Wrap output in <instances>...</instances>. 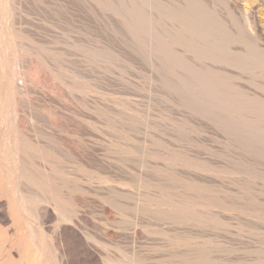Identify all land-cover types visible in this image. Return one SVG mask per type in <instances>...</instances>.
Segmentation results:
<instances>
[{
  "label": "rangeland",
  "instance_id": "1",
  "mask_svg": "<svg viewBox=\"0 0 264 264\" xmlns=\"http://www.w3.org/2000/svg\"><path fill=\"white\" fill-rule=\"evenodd\" d=\"M9 1H10V3H9ZM70 1L71 2H69L68 0H0V56H1L0 57V124H1L0 125V264H28V263L29 264H51V263L52 264H100V263L101 264H108V263L109 264H114V263H116V264H129V263L130 264H132V263L133 264H170L172 262V259H174V262H172L173 264H176V263L177 264H183V263H178L176 261L180 260V262H182L183 260H181V259L185 257L184 261L186 262L190 257L189 255H186L187 254L186 252L188 251V249H192L191 246L193 248L195 247L194 249L197 248V251H194V249H192L193 253L204 252L205 254L210 255L208 257V259L210 258L209 261L210 260H211L210 262L213 261L212 262L213 264L214 263L215 264H223V263L224 264H234V263L235 264H241L242 262H244L245 259H246L245 263L248 260V262L246 264H264V216L262 218V215H264L263 214L264 213V204H263L264 203V180H263L264 179V168H262L264 166V163L262 162V160L258 159V155L255 152V150L251 147H248V148L246 146L243 147L240 142L234 141L233 139H231L228 136V134L226 133V131L223 130L224 128L219 127L217 124L215 125L210 119L205 118L206 119L205 120L202 117H201L202 118L201 119L197 115H194V117H193L192 114H194V113H191L190 110H188L185 106H183L179 99L177 100V98H179L177 96V91H172V90H174L171 87L172 84H168L170 82H173L172 81L173 76L171 75V73H167L166 71L163 72L161 70L159 71V68H158V72H157V69H155L153 67L152 62L150 61L151 64L149 61L147 62V60H149L148 58L145 59L143 57H139L135 53L133 55V52L129 51V47L127 44L128 41H126L127 43H123V42H125L124 40H127V38L124 37L126 35L124 34L125 30H122L123 26L121 24H119L122 26V28H119L120 26L117 25L119 23V22H117V18H116V20H112V21L110 19L109 20L107 19V18H109L110 15L112 16V14L107 12V11H104L107 8V6H106L107 4H106L105 0H103L104 2L102 0H100V1H98V0L97 1H93V0L92 1L91 0L90 1L89 0H87V1L86 0H82V1L81 0H70ZM110 1H112V0H110ZM212 1L214 2V0H212ZM97 2H99V3H97ZM100 2L102 4V6L106 4L105 5L106 8H105V6L104 7L100 6L99 5ZM257 2H258V0H255V1L254 0H220V1L215 0V3H217L218 5L221 6L219 8L221 11L225 12L223 9L226 8L225 10L229 9L234 14V17L237 20V24H238L239 28L243 27V28H240L243 32L245 31L244 28H245V26H247V24H246L245 19H243V17H240V16H244L245 13L248 14L249 12L251 14L253 11L252 10L253 7L258 6L257 8H259V9H256V12L258 13V17L260 19H262V20H260L261 21L260 25L258 24L259 28H261V30H260L261 32L259 33L260 35H258V37L261 40H258V42H259V44L261 42H262L261 44H263L264 43V5H260L258 3L260 5L259 6L258 4H256ZM97 4L99 5V7H97ZM84 10H86V11H84ZM82 11H83V14H82ZM103 11L107 12L106 14L108 16L105 13H104V15H103V13L101 14V12H103ZM100 14L103 16V18L106 15V18L103 19ZM241 14H243V15H241ZM97 16H99L98 19H97ZM112 19H114V18H112ZM242 19L244 20V22ZM114 21L117 22V24ZM240 21H241V23H239ZM100 23H101V25H100ZM112 23L114 24V26ZM243 23H245V25ZM97 25H98V27H97ZM77 28H79V29H77ZM102 29L103 30L105 29L106 31L105 30L103 31ZM118 30H119V32H118ZM114 31H115V33H114ZM113 36L115 39L113 38ZM102 42H103V44H102ZM261 44L259 46V47L262 46L260 48V50L263 48L262 51L264 52V47H263L264 44L263 45H261ZM83 46L85 47V50H84ZM125 46H127V47H125ZM115 47L116 48L118 47V48L116 49ZM81 48H82V51H81ZM237 48L242 49L243 46L239 44V45H237ZM25 49H26V51H25ZM104 49H106V50L104 51ZM109 49H111V50H109ZM113 49H115V50L113 51ZM121 49H122V51H121ZM125 50H126V52H125ZM83 51H86V52H83ZM98 51L101 53H98ZM62 53H64V54H62ZM102 53H104L103 56L101 55ZM127 53L130 55H128ZM42 55H43V57L41 58ZM61 55H62V58H60ZM49 58H51V60ZM54 58H57V59H54ZM58 58H60V60ZM107 58H108V60H107ZM61 59H62V61H61ZM137 59H138V61H137ZM108 62H110V63H108ZM142 62H144V63H142ZM69 63H70V65H69ZM148 63L150 64V66L152 68L149 66ZM92 65H93V67H92ZM96 65H98V66H96ZM106 65L109 66L110 68L107 67ZM146 65H148L150 68ZM115 66H117V67H115ZM55 67H56V69H55ZM66 68L69 71H66ZM76 68H77V70H76ZM125 68H127V69H125ZM154 69H155V71H154ZM58 70L60 71V73ZM220 70L222 71L223 74H225V75L227 74V76L233 75L236 77L240 73V72H238V70L232 69L230 67H226L225 65H224V69H223V66L220 65ZM223 70L227 71V72H223ZM94 71L95 72L97 71V72L95 73ZM21 72H22V74H21ZM71 72H73V73H71ZM87 72H88V74H87ZM98 72H100V73H98ZM161 72H163L164 76H166V75L168 76L170 74L172 77L166 76V77L162 78L163 74L161 75ZM165 73H166V75H165ZM55 74H58V75H55ZM61 74H63V75L61 76ZM240 74H242L241 75L242 79L240 81H238V83L241 86L239 84H237L238 88L239 89L241 88L240 90H243V92H244V90L246 89L245 92L258 93L260 95L264 94V91H263L264 90V86H263L264 85V77L256 80V84L258 83V85H259V86H257V85H253L250 74H247L246 72H242V71ZM77 75H79V76L77 77ZM84 76H85V78L87 76L89 78L87 77L86 78L87 80H85ZM110 76H112V77H110ZM158 76H159V78H158ZM246 78H247V80H246ZM160 79H161V81L167 80L166 81L167 83L164 81L163 82L164 84H163L162 82L159 81ZM169 79L170 80L172 79V80L170 82H168ZM21 80H23L25 82L22 81V83H21ZM63 80H65L64 81L65 83L63 82ZM12 81H14V83ZM80 81H82L84 84ZM89 81L91 83H89ZM234 83H235V81H234ZM166 84H168V85H166ZM169 85H170V87H169ZM244 85L246 87H244ZM64 86H65V88H64ZM242 86L244 87V89L242 88ZM94 87H96V88H94ZM260 87H261V89H260ZM68 89H70V90H68ZM251 89H253V90H251ZM169 90H170V92H169ZM92 91H93V93H92ZM71 96H72V98H71ZM158 97H161V98L158 99ZM85 100L87 102H85ZM104 100L106 101V103ZM111 103H113V104H111ZM119 103H122V104H119ZM83 105L86 108L88 107L89 110L86 109ZM94 105L96 108L97 107H99V108L96 109L95 107H93ZM110 105L111 106L113 105V106L111 107ZM114 105H115V107H114ZM116 106H117V108H119V107L120 108L123 107V108H121V109L119 108L117 110ZM92 108H94L96 110H94ZM105 109H107L106 110L107 112L104 111ZM108 111H110V112H108ZM131 111H132V113H131ZM104 112H105V114H104ZM114 112H116V113H114ZM106 113H107V115H106ZM110 114H113V115H110ZM116 114H117V116H114ZM104 115H105V118H104ZM124 115H125V118H123ZM126 115H128V117ZM195 116L198 117L197 118L198 120L195 118ZM113 119H114V121H113ZM117 119L119 120L118 122H117ZM134 119H136L137 123L135 122ZM171 119L173 122H176V123H173L171 121ZM200 119H201V122H200ZM88 120H89V122H88ZM122 120H124V122ZM151 120H152V123H150ZM179 120H181V121H179ZM202 120H205V121H202ZM139 121H141V122L139 123ZM154 121L156 124L154 123ZM97 122L99 124H97ZM105 122H107V123H105ZM112 122H113V124H112ZM115 122H116V124H115ZM125 122L127 123V125ZM195 122L198 124H196ZM122 123H123V125H122ZM148 123L151 125H149ZM204 123H208V124L205 125ZM106 124H107V126L105 127ZM200 124H204L202 127L203 129L201 128ZM210 124H211V126H210ZM117 125H118V127L116 128ZM144 125H146V126H144ZM170 125H173V126L170 127ZM215 126L217 127V129H215ZM110 127H112V128L109 129ZM120 127L122 128V130L120 129ZM145 127H147V128H145ZM138 128H140V129H138ZM9 129H10V131H9ZM102 129H104V130H102ZM107 129L110 133L108 131H106ZM113 129H115V130H113ZM166 129L169 131H167ZM117 130H118L120 135L118 134ZM153 130H154V132H153ZM144 131H147V132L145 133ZM222 131H225L226 134H224V132L222 133ZM166 132L169 134H167ZM116 134H118L119 136L118 135L116 136ZM111 135H114V136H111ZM124 135H125V137H124ZM171 135L173 136V138L171 137ZM195 135H197V136H195ZM223 135H224V137H223ZM114 137L116 140L113 139ZM138 137H139V139H138ZM191 137L193 140L191 139ZM157 138H158V140H157ZM143 139H144V141H143ZM226 139H227V141L229 140L228 142H230V141L231 142L228 144V142L225 141ZM163 141H165L166 143ZM223 141L227 144L223 143ZM25 142L27 143V148H29V150L26 149L27 152L29 151L28 153L27 152L24 153L22 148H21L23 144L24 145L26 144ZM141 143H143V144H141ZM29 144L31 145V147L29 146ZM233 144L235 147L232 146ZM57 145H58V147H57ZM142 145H143V148H142ZM226 145H228V146L230 145L231 147L230 146L226 147ZM18 146H19V149L21 148V150H16ZM151 146H153V147L149 148ZM248 146H250V145H248ZM120 147L123 148V150ZM11 148H12V151H11ZM182 148H184V149H182ZM190 148H193V149H190ZM227 148H228V150H227ZM236 148H238V149L236 150ZM240 148H243V149L240 150ZM46 149L48 150V152ZM116 149H118V150H116ZM154 149H155V151H154ZM202 149H205V150H202ZM231 149L233 150V152ZM249 149L251 152L249 151ZM34 150L37 152V154L38 153H39V155L42 154L41 155L42 157L40 156L39 158H37L38 156L36 157ZM121 150L123 152H121ZM30 151H32V152H30ZM237 151H239V153ZM177 152H179V153H177ZM243 152L245 153L244 155H242ZM233 153H234V155H233ZM170 154H172V155H170ZM221 154H222V156H221ZM237 154L239 156H236ZM247 154L250 156H251V154H253V155L256 154L257 158L254 156L256 160L254 159V157H252L253 155L251 156L252 157L251 158ZM135 155H136V157H134ZM230 155H231V157H230ZM245 155L248 158L245 157ZM106 156H108V157H106ZM232 156L233 157L235 156V157L232 158ZM34 157H35V159H34ZM120 157H122V158H120ZM244 157H245V159H244ZM108 158H110V159H108ZM125 158H126V160L129 161V163H128V161H125ZM238 158L240 161H238ZM129 159L132 161H130ZM251 159H253L255 161H253V162L249 161ZM209 160H210V162H209ZM227 160H228V162H227ZM258 160H260V161L258 162ZM177 162L178 163L180 162L181 165H180V163L178 164ZM191 162L193 164L188 165ZM242 162L244 164H245V162H247V164L250 162L251 165H249V164L244 165ZM257 162L260 164V166L257 165ZM211 163H213V164H211ZM236 163H238L237 164L238 166L236 165ZM128 164H129V166H128ZM139 164H141V165H139ZM205 164L207 167L205 166ZM255 164L257 167H254ZM182 165H184V166H182ZM202 165H204V166H202ZM133 166H135V167H133ZM139 166H140V169L138 168ZM151 166H152V168H151ZM163 166H165V167H163ZM177 166H178V168H177ZM196 166L198 167V169ZM227 166H229V167H227ZM231 166L235 167L234 170H233V167H231ZM236 166L238 167L237 169H236ZM239 166L242 168H240ZM243 166L245 169L243 168ZM245 166H247V167H245ZM28 167H29V169H28ZM136 168H137V170H136ZM201 168L202 169L203 168H210V169L212 168V172H214L211 174V177L206 178L208 183L206 181H204L206 183V185L208 184L207 186L204 185L205 183L202 182L201 177H203V175H199L201 173V170H202ZM229 168H231V169H229ZM255 168H257L256 170H259V172L257 171L254 173V171H256ZM260 168H262V170ZM241 169L243 170V172ZM250 169H253L254 171L253 170L251 171ZM35 170H36V172H35ZM195 170H198V171H196V173L198 172L199 174H196ZM216 170H218V172ZM222 170L224 172L223 174H222ZM230 170H232V171H230ZM235 170H236V172H235ZM237 171L238 172L241 171L240 174L241 173L242 174L240 175ZM139 172H140V174H139ZM173 173H174V175H173ZM217 173H219V174H217ZM251 173L253 175H251ZM24 174H27V175H24ZM186 174H187V176H186ZM215 174H216V176H215ZM255 174L257 175V178H256ZM132 175H133V177H132ZM179 175H181V176H179ZM24 176H26V177H24ZM28 176L33 178V179H31V178L29 179ZM136 176H138V177H136ZM242 176L243 177L248 176L247 177L248 180H246V178H244V179L241 178V180H240V177H242ZM252 176H253V178L254 177L255 178L253 179ZM259 176H261L262 178ZM47 177H49V178H47ZM199 177L201 179L200 181L198 180ZM39 178H40V180H39ZM150 178L152 179V181ZM121 179H122V181H121ZM137 179H140V180H137ZM188 179L191 181L189 182ZM32 180L33 181L37 180V181L33 182ZM45 180L48 182H51V184L50 183L47 184ZM105 180H106V182H105ZM38 181H40V182H38ZM60 181H62V182H60ZM135 181H137V182L135 183ZM177 181H179V182L177 183ZM186 181H188V183ZM237 181H241V182H239V184H238ZM19 182H22L21 186L24 188H20L21 183L19 184ZM41 182L44 183L45 185H43ZM65 182H67V183H65ZM93 182H95V184ZM99 182H101V183H99ZM219 182L221 185L219 184ZM189 183H190V185H189ZM191 183L194 184L192 187H191V185H192ZM234 183H236V184H234ZM240 183H241V185H240ZM184 184H185V186H184ZM211 184H212V186H211ZM245 184H247V185H245ZM48 185H49V188H48ZM60 185H61V187H60ZM146 185L148 188L146 187ZM248 185L253 187L254 189H258V190L253 191V188L249 187ZM136 186L139 187L140 189L136 188ZM141 186H143V187H141ZM186 186H187V188H186ZM242 186H244V189ZM234 187H235V189H234ZM58 188H59V191H58ZM237 188H238V190H237ZM240 188L242 190L239 191ZM247 188H249V189H247ZM160 189L163 191H160ZM195 189L198 190L196 193H195V191H196ZM210 189H211V191H210ZM213 189H216V190H213ZM218 189L222 193H220V191H218ZM225 189L227 190V193H226ZM22 190L26 194L23 193ZM138 190H139V192H138ZM179 190L182 192H180ZM262 190H263V192H262ZM177 191H179L180 193L179 192L177 193ZM190 191H191V193H190ZM223 191H224V194H223ZM257 191H259L260 195H262V193H263V196H262L263 199L261 198L260 195H258ZM157 192H158V194H157ZM187 192H189V193H187ZM198 192L200 193V195L198 194ZM215 192H217V193H215ZM234 192H238V193H234ZM240 192L243 195H241ZM249 192H251V193H249ZM253 192H254V194H252ZM112 193H113L114 198L112 197ZM120 193H123V194H120ZM163 193L165 194V196ZM182 193L184 194V196H182L183 195ZM148 194H150V195H148ZM185 194H187V195H185ZM201 194H202V196H201ZM205 194H207V195H205ZM256 194L260 197H257ZM51 195L53 197H50ZM118 195L121 196V198L118 197ZM156 195H158V196H156ZM174 195L175 196L177 195V197L175 198ZM197 195L200 197H198ZM203 195H205V196H203ZM40 196H41V198H40ZM46 196H48V197L45 198ZM160 196H161V199H159ZM167 196H168V198L170 197L169 198L170 200L167 199ZM206 196H208L207 198H209V196H210V198L207 200ZM215 196L217 199L218 198L219 199L218 200L215 199ZM220 196H223V197H220ZM196 197L199 199H197ZM232 197H234V199ZM247 197L249 199H251L252 202L246 201L244 199ZM31 198L33 200H31ZM142 198H143V200H142ZM163 198H164V201H163ZM195 198L197 201L195 200ZM211 198L213 200H216V201L212 200L213 201V203H212V201H210ZM236 198H239V200L238 199L236 200ZM248 198H247V200H249ZM259 198H260V200H258ZM130 199L134 202H132ZM166 199H167V202H165ZM172 199L175 201H173ZM220 199H221V201H220ZM231 199L233 200V202ZM241 199H244L243 201H246V203L242 202ZM53 200H54V204H56L55 202L58 201L59 203L58 202L57 203L59 204V206L61 208L58 207V204H56L57 206L55 205V207H58V208L55 209L54 204H52ZM222 200H223V202H222ZM226 200H227V202L229 201V203H227ZM257 200L260 202H258ZM261 200H263V201H261ZM154 201H156V202H154ZM158 201L159 202L161 201V202L159 203ZM185 201L186 202L188 201L189 203L187 204ZM203 201H204V203H203ZM217 201H218L219 206L216 205ZM230 201L232 202V204L230 203ZM237 201H238V205L240 202H242L243 204L242 203L241 204L242 205L245 204L244 205L245 207L242 206L241 204L239 206H237V203H236ZM105 202H106V204H105ZM168 202H169V204H167ZM201 203H203V204H201ZM209 203H211V204H209ZM233 203L236 204V206L233 205ZM250 203L256 204V205H254V207H257L259 209V211L257 208H254L252 205H250ZM189 204H191V206ZM220 204L221 205L223 204L222 208H221ZM227 204H229V205H227ZM52 205H53V207H52ZM193 205H195V206L193 207ZM200 205L204 208H202ZM248 205L251 206L252 209H250V207ZM257 205H259V206H257ZM167 206H168V208H167ZM173 206H175L176 208ZM205 206H206V208H205ZM211 206H212V208L209 209V207H211ZM227 206H230V207L227 208ZM240 206L242 208L243 207L244 208L242 209V208H240ZM171 207L174 208V210H176V211L170 210ZM178 207L179 208L188 207V208H186V210L188 209V212L190 211V215L186 220L181 219V218L179 219V217H178V219L180 221L178 219H176L177 215L180 214ZM191 207H193V208H191ZM259 207L263 208V209L261 210ZM53 208L57 211L54 212ZM131 208L133 211L131 210ZM141 208L143 209L144 212L142 211ZM146 208H148V209H146ZM165 208L168 209L165 211L166 213H168L170 215L172 213L175 216L174 215L169 216L170 217V219H169V217L167 216L168 214L164 213ZM253 208L255 210L256 209L257 210L255 211V210H253ZM136 209L138 212L136 211ZM228 209L233 213H230V211H228ZM249 209H250V211H249ZM128 210H129L130 214L132 213L131 215L129 214ZM147 210H150V211H147ZM151 210L152 211L155 210L156 212L154 211L155 213H152ZM157 210L158 211L161 210V211L158 212ZM217 210H219V211L217 212ZM46 211H48L51 214L55 213V214H53L54 217H55V215L58 214L57 216L61 217V220H59V222H58V221H56V219H54V220L48 219V217H46ZM169 211H171V212L169 213ZM220 211H222V212L220 213ZM223 211L224 212L227 211L230 214L228 215L227 212L224 214ZM244 211H245V213H244ZM157 212H158V214H156ZM207 212L209 214V216L207 218H209L210 215H212L210 217V219L206 218ZM215 212H216V214H215ZM240 212H241L242 216L239 215ZM246 212H247V214H246ZM257 212L259 215L257 214ZM42 213H44V214H42ZM160 213L161 214L164 213V214L160 215ZM248 213L250 214L251 217L249 216ZM133 214L135 216H133V218H132ZM146 214L149 216H147ZM251 214L253 216H257L258 218H260L262 222L260 220L258 222V218L256 217L257 218L256 219ZM153 215H154V217H151ZM164 215H165V219H164ZM199 215H200V217H199ZM214 215L215 216L217 215V217H216L217 219L214 218L215 217ZM230 215L232 217H230ZM121 216H122V219H120ZM136 216H137V218H136ZM161 216H163V218ZM145 217H146V219H145ZM153 218H154V220H153ZM158 218L161 221H159ZM199 218L203 221V222H201V225H199V223L201 221ZM204 218H206V220ZM212 218H214V219H212ZM227 218H229V220H227ZM246 218L247 219L249 218L248 220L251 219L250 222L248 220H246ZM193 219L196 220L195 223H194ZM219 219H220V221H219ZM124 220H126V222ZM151 220H152V222H151ZM156 220L158 223L156 222ZM168 220L169 221L171 220V222H169ZM172 220H174V222L176 221V223H174ZM182 220L185 222H183ZM198 220H199V222H198ZM208 220L211 223H209ZM217 220H218V222H217ZM240 220H242V221H240ZM163 221L164 222L166 221V222L164 223ZM212 221H213V224H212ZM179 222L180 223L183 222L182 224H184V226L182 224H179ZM204 222H205V226H203ZM246 222H247V224H245ZM251 222H253V225H251L252 224ZM196 223H198V224H196ZM214 223H215V225H214ZM221 223H222V225H221ZM224 223H226V224H224ZM131 224H134L135 227ZM162 224L163 225L165 224L164 225L165 227ZM190 224H193V225H190ZM208 224H210L211 226ZM255 224H257V226ZM196 225H197V227H196ZM206 225H208L207 226L208 229L205 228ZM131 226H132V228H131ZM214 226L217 229L212 228ZM255 226L258 228V230H256L257 228ZM170 227H171V229H170ZM201 227H203V228H201ZM133 228H134V230H133ZM163 231H165V232H163ZM205 231L208 233H206ZM178 232L179 233L181 232V233L178 234ZM199 232H201L202 234ZM71 234H74V235H71ZM75 234H77V235H75ZM85 234H86V236H85ZM209 234H210V236H209ZM179 235H180V237H179ZM240 236H242V237L240 238ZM162 238L163 239L165 238V239L163 240ZM178 238H180V239L178 240ZM262 238H263V240H261ZM172 240H173V242H172ZM40 241H42V242H40ZM188 241L190 244L188 243ZM87 242H89V243L92 242V243L89 244ZM206 242H207V244H206ZM75 244L76 245L79 244V245L76 246ZM82 246H85V247L82 248ZM88 246H90V247H88ZM175 246H177V247H175ZM251 246H252V248H251ZM38 247H39V249H38ZM179 247H180V249H179ZM259 247H261V248H259ZM177 248H178V250H177ZM207 249H208V251L212 250V252L209 251V253H206ZM67 250H68V252H67ZM213 250H215L216 252ZM222 250H224V251H222ZM226 250H228V251L226 252ZM189 251H191V250H189ZM229 251H231V252L235 251V252L234 253L232 252V254H231V252H229ZM70 252L73 255H71ZM191 252H188V254ZM243 252H245V253H243ZM179 254H181L180 255L181 257H177ZM171 255H172V259L169 258V257H171ZM121 256L123 257V259ZM248 256H250V257H248ZM242 257H245V258H242ZM250 258H252V259H250ZM114 259H115V262H114ZM236 259H238V260H236ZM112 260H113V262H112ZM118 260H119V262H118ZM220 260L221 261L223 260V261L221 262ZM226 260H228V261H226ZM168 262H170V263H168ZM210 262H208V264H212ZM237 262H241V263H237ZM245 263H242V264H245Z\"/></svg>",
  "mask_w": 264,
  "mask_h": 264
},
{
  "label": "bare ground",
  "instance_id": "2",
  "mask_svg": "<svg viewBox=\"0 0 264 264\" xmlns=\"http://www.w3.org/2000/svg\"><path fill=\"white\" fill-rule=\"evenodd\" d=\"M69 2H71L70 0H68ZM82 1V0H81ZM87 1V0H86ZM90 1V0H89ZM88 1V2H89ZM92 1V0H91ZM93 1H97V0H93ZM98 1H100V0H98ZM103 1V0H102ZM220 1V0H219ZM255 1V0H254ZM68 2V3H69ZM75 2V1H74ZM79 2V1H78ZM85 2V1H84ZM87 2V3H88ZM104 2V1H103ZM105 2H106V6H107V8H106V6L105 5H103L102 6V4H101V2H100V6H102V7H104L105 6V10L104 11H107V12H109V13H111L112 14V16L110 17L109 16V18H107L108 20L110 19L111 21L112 20H116V18H117V22H119L118 24H117V22H115L117 25H119V24H121L122 26H123V29L122 30H125V35L126 36H124V37H126L127 38V40H124L125 42H123V43H127L126 41H128V47H129V51L131 52H133V55H134V53L137 55V56H139V57H143V58H148L149 60H147V62L149 61H151L152 62V65H153V67L155 68V69H157V72H158V68H159V71L161 70V71H166L167 73H171V75L173 76V82H170L171 80L169 79V81L168 82H170V83H168V84H172V89H174V90H172V91H177V96L179 97V98H177V100L179 99L180 100V102H181V104L183 105V106H185L188 110H190V112L191 113H194V114H192V116L194 117V115H197V116H199L200 118L202 117V118H206V119H210L215 125L217 124L219 127H222V128H224L223 130H225L226 131V133L228 134V136L231 138V139H233L234 141H238V142H240L241 143V145L243 146V147H251V148H253L254 150H255V152L257 153V155H258V159H260V160H262V162L264 163V94L263 95H260V94H258V93H249V92H245L246 91V89L244 90V92H243V90H240L239 88H238V86H237V84H239L238 83V81H240L241 79H242V77H241V75L242 74H240L241 73V71L242 72H246L247 74H250L251 75V80H252V83H253V85H257V86H259L258 85V83L256 84V80L257 79H260V78H262V77H264V52L262 51V49L260 50V48L262 47H259L260 46V44L262 43H260L259 44V42H258V40H261L259 37H258V35H260L259 33L261 32L260 30H261V28H259V25H260V20H262V19H260L259 17H258V13L256 12V9H259V8H257L256 6H254L253 7V11H252V13L250 14V12L247 14V13H245V15L244 16H240V17H243V19H245V21H246V24H247V26H245V31L243 32L240 28H243V27H240L239 28V26H238V24H237V20L235 19V17H234V14L229 10V9H227V10H225V9H223L225 12H223V11H221L219 8L221 7L220 5H218L217 3H215V0H214V2L212 1V0H112V1H110V0H105ZM6 3V2H5ZM9 3H10V1H9ZM82 3V2H81ZM97 3H99V2H97ZM228 3V2H227ZM260 4V5H264V0H258V2L256 3V4ZM80 4V3H79ZM92 4V3H91ZM96 4V3H95ZM222 4V3H221ZM258 4V5H259ZM13 5V4H12ZM64 5V4H63ZM94 5V4H93ZM99 5L97 4V7H99ZM225 5V4H224ZM259 5V6H260ZM74 6V5H73ZM84 6V5H83ZM15 7V6H14ZM226 7V6H225ZM69 8V7H68ZM96 8V7H95ZM2 9V8H1ZM98 9V8H97ZM96 9V10H97ZM102 9V8H101ZM100 9V10H101ZM222 9V8H221ZM8 10V9H7ZM18 10V9H17ZM80 10V9H79ZM99 10V11H100ZM233 10V9H232ZM84 11H86V10H84ZM101 12V14L103 13V15H104V13L106 14L107 12ZM249 11V10H248ZM98 12V11H97ZM234 12V11H233ZM22 13V12H21ZM89 13V12H88ZM100 13V12H99ZM82 14H83V11H82ZM98 14V13H97ZM100 14V15H101ZM239 14V13H238ZM244 14V13H243ZM243 14H241V15H243ZM6 15V14H5ZM54 15V14H53ZM60 15V14H59ZM87 15V14H86ZM107 15V14H106ZM106 15H105V17L104 18H106ZM90 16V15H89ZM88 16V17H89ZM95 16V15H94ZM102 16V15H101ZM108 16V15H107ZM15 17V16H14ZM93 17V16H92ZM98 17L99 16H97V19H98ZM238 17V16H237ZM13 18V17H12ZM102 18H103V16H102ZM103 18V19H104ZM112 18H114V19H112ZM242 19V20H243ZM15 20V19H14ZM106 20V19H105ZM107 20V21H108ZM11 21V20H10ZM88 21V20H87ZM91 21V20H90ZM89 22V21H88ZM104 22V21H103ZM243 22H244V20H243ZM263 22V21H262ZM108 23V22H107ZM110 23V22H109ZM239 23H241V21L239 22ZM111 24V23H110ZM113 24V23H112ZM244 25H245V23H243ZM259 24V25H258ZM72 25V24H71ZM93 25V24H92ZM100 25H101V23H100ZM121 25H119L120 27L119 28H122V26ZM111 26V25H110ZM113 26H114V24H113ZM241 26V25H240ZM243 26V25H242ZM97 27H98V25H97ZM118 27V26H117ZM116 27V28H117ZM8 28V27H7ZM103 28V27H102ZM107 28V27H106ZM110 28V27H109ZM112 28V27H111ZM3 29V28H2ZM77 29H79V28H77ZM89 29V28H88ZM108 29V28H107ZM114 29V28H113ZM9 30V29H8ZM98 30V29H97ZM103 30V29H102ZM105 30V29H104ZM103 30V31H104ZM110 30V29H109ZM112 30V29H111ZM120 30V29H119ZM119 30H118V32H119ZM75 31V30H74ZM106 31V30H105ZM113 31V30H112ZM97 32V31H96ZM117 32V33H118ZM7 33V32H6ZM101 33V32H100ZM107 33V32H106ZM114 33H115V31H114ZM113 33V34H114ZM10 34V33H9ZM94 34V33H93ZM102 34V33H101ZM112 34V33H111ZM123 34V35H124ZM19 35V34H18ZM104 35V34H103ZM7 36V35H6ZM100 36V35H99ZM10 37V36H9ZM101 37V36H100ZM121 37V36H120ZM113 38H114V36H113ZM79 39V38H78ZM95 39V38H94ZM112 39V38H111ZM115 39V38H114ZM3 40V39H2ZM1 40V41H2ZM16 40V39H15ZM6 41V40H5ZM108 41V40H107ZM118 42V41H117ZM68 43V42H67ZM115 43V42H114ZM16 44V43H15ZM57 44V43H56ZM102 44H103V42H102ZM119 44V43H118ZM242 45L243 46V48L241 49V48H237V45ZM264 44V43H263ZM263 44H261V45H263ZM74 45V44H73ZM112 45V44H111ZM114 45V44H113ZM120 45V44H119ZM125 45V44H124ZM41 46V45H40ZM87 46V45H86ZM121 46V45H120ZM84 47V46H83ZM82 47V48H83ZM102 47V46H101ZM100 47V48H101ZM125 47H127V46H125ZM240 47V46H239ZM263 47H264V45H263ZM82 48H81V51H82ZM92 48V47H91ZM94 48V47H93ZM106 48V47H105ZM116 48V47H115ZM118 48V47H117ZM116 48V49H117ZM80 49V48H79ZM123 49V48H122ZM122 49H121V51H122ZM32 50V49H31ZM30 50V51H31ZM71 50V49H70ZM77 50V49H76ZM84 50H85V47H84ZM106 49H104V51H105ZM109 50H111V49H109ZM115 49H113V51H114ZM25 51H26V49H25ZM33 51V50H32ZM43 51V50H42ZM45 51V50H44ZM91 51V50H90ZM46 52V51H45ZM83 52H86V51H83ZM95 52V51H94ZM118 52V51H117ZM125 52H126V50H125ZM34 53V52H33ZM89 53V52H88ZM96 53V52H95ZM98 53H101V52H99L98 51ZM119 53V52H118ZM41 54V53H40ZM62 54H64V53H62ZM66 54V53H65ZM81 54V53H80ZM90 54V53H89ZM97 54V53H96ZM103 54L104 53H102L101 55L103 56ZM109 54V53H108ZM128 54V53H127ZM72 55V54H71ZM83 55V54H82ZM88 55V54H87ZM100 55V54H99ZM106 55V54H105ZM124 55V54H123ZM128 55H130V54H128ZM36 56V55H35ZM40 56V55H39ZM90 56V55H89ZM97 56V55H96ZM118 56V55H117ZM1 57V56H0ZM43 57V55L41 56V58ZM59 57V56H58ZM65 57V56H64ZM63 57V58H64ZM92 57V56H91ZM95 57V56H94ZM132 57V56H131ZM136 57V56H135ZM6 58V57H5ZM52 58V57H51ZM51 58H49L50 60H51ZM60 58H62V55H61V57ZM60 58H58L59 60H60ZM66 58V57H65ZM87 58V57H86ZM85 58V59H86ZM90 58V57H89ZM117 58V57H116ZM54 59H57V58H54ZM68 59V58H67ZM92 59V58H91ZM94 59V58H93ZM111 59V58H110ZM123 59V58H122ZM134 59V58H133ZM142 59V58H141ZM47 60V59H46ZM98 60V59H97ZM103 60V59H102ZM107 60H108V58H107ZM112 60V59H111ZM114 60V59H113ZM143 60V59H142ZM141 60V61H142ZM61 61H62V59H61ZM96 61V60H95ZM125 61V60H124ZM133 61V60H132ZM137 61H138V59H137ZM140 61V62H141ZM52 62V61H51ZM50 62V63H51ZM57 62V61H56ZM145 62V61H144ZM144 62H142V63H144ZM146 62V63H147ZM151 62H150V64H151ZM2 63V62H1ZM21 63V62H20ZM46 63V62H45ZM48 63V62H47ZM66 63V62H65ZM64 63V64H65ZM89 63V62H88ZM93 63V62H92ZM108 63H110V62H108ZM127 63V62H126ZM134 63V62H133ZM132 63V64H133ZM17 64V63H16ZM54 64V63H53ZM73 64V63H72ZM91 64V63H90ZM113 64V63H112ZM117 64V63H116ZM115 64V65H116ZM136 64V63H135ZM140 64V63H139ZM149 64V63H148ZM150 64H149V66H150ZM67 65V64H66ZM69 65H70V63H69ZM94 65V64H93ZM93 65H92V67H93ZM108 65V64H107ZM106 65V66H107ZM111 65V64H110ZM220 65H222L223 66V69H224V65L226 66V67H230V68H232V69H235V70H238V72H240L239 74H238V76H227V74L225 75V74H223L222 73V71L220 70ZM55 66V65H54ZM90 66V65H89ZM96 66H98V65H96ZM101 66V65H100ZM121 66V65H120ZM138 66V65H137ZM146 66H148V65H146ZM148 66V67H149ZM51 67V66H50ZM58 67V66H57ZM107 67H109V66H107ZM115 67H117V66H115ZM147 67V68H148ZM151 67V66H150ZM149 67V68H150ZM49 68V67H48ZM71 68V67H70ZM104 68V67H103ZM110 68V67H109ZM152 68V67H151ZM20 69V68H19ZM55 69H56V67H55ZM59 69V68H58ZM64 69V68H63ZM62 69V70H63ZM92 69V68H91ZM114 69V68H113ZM112 69V70H113ZM125 69H127V68H125ZM155 69H154V71H155ZM76 70H77V68H76ZM140 70V69H139ZM142 70V69H141ZM151 70V69H150ZM153 70V69H152ZM226 70V69H225ZM229 70V69H228ZM59 71V70H58ZM65 71V70H64ZM66 71H69L67 68H66ZM71 71V70H70ZM74 71V70H73ZM93 71V70H92ZM102 71V70H101ZM109 71V70H108ZM115 71V70H114ZM56 72V71H55ZM62 72V71H61ZM95 72V71H94ZM93 72V73H94ZM97 72V71H96ZM95 72V73H96ZM126 72V71H125ZM163 72H161V75L163 74ZM223 72H227V71H224L223 70ZM237 72V73H238ZM52 73V72H51ZM58 73V72H57ZM59 73H60V71H59ZM58 73V74H59ZM71 73H73V72H71ZM79 73V72H78ZM98 73H100V72H98ZM102 73V72H101ZM150 73V72H149ZM155 73V72H154ZM21 74H22V72H21ZM58 74H55V75H58ZM77 74V73H76ZM87 74H88V72H87ZM63 74H61V76H62ZM67 75V74H66ZM70 75V74H69ZM82 75V74H81ZM143 75V74H142ZM165 75H166V73H165ZM170 74L168 75V76H170V77H172ZM19 76V75H18ZM23 76V75H22ZM28 76V75H27ZM60 76V77H61ZM79 75H77V77H78ZM89 76V75H88ZM87 76V77H88ZM150 76V75H149ZM157 76V75H156ZM167 76V75H166ZM166 76H164V74H163V77L162 78H164V77H166ZM167 76V77H168ZM55 77V76H54ZM70 77V76H69ZM83 77V76H82ZM86 77V78H87ZM110 77H112V76H110ZM161 77V76H160ZM169 77V78H170ZM28 78V77H27ZM65 78V77H64ZM84 78H85V76H84ZM85 78V80H87ZM89 78V77H88ZM109 78V77H108ZM158 78H159V76H158ZM161 78V79H162ZM80 79V78H79ZM161 79L159 80L160 82H164V81H161ZM234 79V80H233ZM59 80V79H58ZM233 80V81H232ZM246 80H247V78H246ZM22 81L23 80H21V83H22ZM56 81V80H55ZM65 80H63V82H64ZM76 81V80H75ZM79 81V80H78ZM167 81V80H166ZM165 81V82H166ZM234 81H235V83H234ZM262 81V80H261ZM13 83H14V81H12ZM20 82V81H19ZM23 82H25V81H23ZM62 82V83H63ZM80 82H82V81H80ZM154 82V81H153ZM61 83V84H62ZM65 83V82H64ZM75 83V82H74ZM73 83V84H74ZM77 83V82H76ZM83 83V82H82ZM87 83V82H86ZM89 83H91L90 81H89ZM144 83V82H143ZM167 83V82H166ZM263 83V82H262ZM19 84V83H18ZM84 84V83H83ZM161 84V83H160ZM164 84V83H163ZM168 84H166V85H168ZM25 85V84H24ZM66 85V84H65ZM68 85V84H67ZM76 85V84H75ZM87 85V84H86ZM240 85V84H239ZM243 85V84H242ZM58 86V85H57ZM85 86V85H84ZM163 86V85H162ZM165 86V85H164ZM241 86V85H240ZM262 86V85H261ZM264 86V85H263ZM72 87V86H71ZM76 87V86H75ZM92 87V86H91ZM169 87H170V85H169ZM244 87H246L245 85H244ZM244 87L242 86V88L244 89ZM57 88V87H56ZM64 88H65V86H64ZM94 88H96V87H94ZM116 88V87H115ZM167 88V87H166ZM259 88V87H258ZM80 89V88H79ZM260 89H261V87H260ZM19 90V89H18ZM68 90H70V89H68ZM77 90V89H76ZM84 90V89H83ZM95 90V89H94ZM138 90V89H137ZM251 90H253V89H251ZM52 91V90H51ZM97 91V90H96ZM152 91V90H151ZM164 91V90H163ZM264 91V90H263ZM53 92V91H52ZM73 92V91H72ZM83 92V91H82ZM87 92V91H86ZM168 92V91H167ZM169 92H170V90H169ZM70 93V92H69ZM68 93V94H69ZM74 93V92H73ZM72 93V94H73ZM92 93H93V91H92ZM99 93V92H98ZM155 93V92H154ZM163 93V92H162ZM166 93V92H165ZM87 94V93H86ZM169 94V93H168ZM167 94V95H168ZM78 95V94H77ZM76 95V96H77ZM154 95V94H153ZM158 95V94H157ZM164 95V94H163ZM70 96V95H69ZM81 96V95H80ZM119 96V95H118ZM162 96V95H161ZM88 97V96H87ZM104 97V96H103ZM157 97V96H156ZM175 97V96H174ZM69 98V97H68ZM71 98H72V96H71ZM75 98V97H74ZM99 98V97H98ZM161 97H158V99H160ZM55 99V98H54ZM104 99V98H103ZM76 101V100H75ZM80 101V100H79ZM105 101V100H104ZM108 101V100H107ZM85 102H87L86 100H85ZM111 102V101H110ZM115 102V101H114ZM76 103V102H75ZM83 103V102H82ZM95 103V102H94ZM105 103H106V101H105ZM108 103V102H107ZM72 104V103H71ZM77 104V103H76ZM84 104V103H83ZM100 104V103H99ZM103 104V103H102ZM111 104H113V103H111ZM119 104H122V103H119ZM131 104V103H130ZM180 104V103H179ZM82 105V104H81ZM105 105V104H104ZM118 105V104H117ZM141 105V104H140ZM163 105V104H162ZM30 106V105H29ZM84 106V105H83ZM82 106V107H83ZM101 106V105H100ZM103 106V105H102ZM111 106V105H110ZM113 106V105H112ZM111 106V107H112ZM175 106V105H174ZM181 106V105H180ZM60 107V106H59ZM85 107V106H84ZM93 107H95V105L93 106ZM114 107H115V105H114ZM176 107V106H175ZM77 108V107H76ZM86 108V107H85ZM90 108V107H89ZM96 108V107H95ZM99 107H97L96 109H98ZM107 108V107H106ZM116 108H117V106H116ZM120 108V107H119ZM119 108H117V110L119 109ZM121 108H123V107H121ZM120 108V109H121ZM86 109H88V107L86 108ZM92 109H94V108H92ZM96 109H94V110H96ZM114 109V108H113ZM135 109V108H134ZM186 109V110H187ZM89 110V109H88ZM103 110V109H102ZM101 110V111H102ZM107 109H105L104 111L105 112H107L106 111ZM116 110V109H115ZM123 110V109H122ZM133 110V109H132ZM166 110V109H165ZM174 110V109H173ZM91 111V110H90ZM137 111V110H136ZM94 112V111H93ZM105 112H104V114H105ZM108 112H110V111H108ZM120 112V111H119ZM123 112V111H122ZM135 112V111H134ZM157 112V111H156ZM61 113V112H60ZM114 113H116V112H114ZM131 113H132V111H131ZM138 113V112H137ZM188 113V112H187ZM14 114V113H13ZM102 114V113H101ZM96 115V114H95ZM100 115V114H99ZM106 115H107V113H106ZM110 115H113V114H110ZM28 116V115H27ZM103 116V115H102ZM101 116V117H102ZM109 116V115H108ZM114 116H117V114L116 115H114ZM119 116V115H118ZM127 117H128V115H126ZM187 116V115H186ZM100 117V116H99ZM110 117V116H109ZM132 117V116H131ZM135 117V116H134ZM133 117V118H134ZM161 117V116H160ZM87 118V117H86ZM103 118V117H102ZM104 118H105V115H104ZM107 118V117H106ZM120 118V117H119ZM123 118H125V115H124V117ZM183 118V117H182ZM195 118L197 119L198 117H196L195 116ZM201 118V119H202ZM32 119V118H31ZM98 119V118H97ZM129 119V118H128ZM127 119V120H128ZM178 119V118H177ZM180 119V118H179ZM188 119V118H187ZM201 119H200V122H201ZM205 119V120H206ZM132 120V119H131ZM135 120V122H136V119H134ZM133 120V121H134ZM176 120V119H175ZM189 120V119H188ZM198 120V119H197ZM205 120H202V121H205ZM85 121V120H84ZM87 121V120H86ZM100 121V120H99ZM113 121H114V119H113ZM119 120L117 119V122H118ZM123 122H124V120H122ZM121 121V122H122ZM129 121V120H128ZM145 121V120H144ZM171 121H172V119H171ZM179 121H181V120H179ZM183 121V120H182ZM186 121V120H185ZM88 122H89V120H88ZM110 122V121H109ZM141 121H139V123H140ZM157 122V121H156ZM161 122V121H160ZM173 122V121H172ZM194 122V121H193ZM211 122V123H212ZM11 123V122H10ZM104 123V122H103ZM105 123H107V122H105ZM111 123V122H110ZM126 123V122H125ZM137 123V122H136ZM145 123V122H144ZM150 123H152V120H151V122ZM154 123H155V121H154ZM173 123H176V122H173ZM196 123V122H195ZM67 124V123H66ZM97 124H99L98 122H97ZM109 124V123H108ZM112 124H113V122H112ZM115 124H116V122H115ZM149 124V123H148ZM156 124V123H155ZM167 124V123H166ZM196 124H198V123H196ZM195 124V125H196ZM205 125L206 124H208V123H204ZM204 124H200V126H201V128L203 127V125ZM1 125V124H0ZM3 125V124H2ZM92 125V124H91ZM121 125V124H120ZM122 125H123V123H122ZM121 125V126H122ZM126 125H127V123H126ZM149 125H151V124H149ZM148 125V126H149ZM164 125V124H163ZM185 125V124H184ZM194 125V124H193ZM95 126V125H94ZM107 126V124L105 125V127ZM109 126V125H108ZM144 126H146V125H144ZM155 126V125H154ZM159 126V125H158ZM171 126H173V125H170V127ZM181 126V125H180ZM210 126H211V124H210ZM96 127V126H95ZM102 127V126H101ZM115 127V126H114ZM118 127V125L116 126V128ZM136 127V126H135ZM138 127V126H137ZM194 127V126H193ZM192 127V128H193ZM90 128V127H89ZM97 128V127H96ZM99 128V127H98ZM104 128V127H103ZM112 127H110L109 129H111ZM144 128V127H143ZM145 128H147V127H145ZM166 128V127H165ZM168 128V127H167ZM175 128V127H174ZM191 128V129H192ZM221 128V129H222ZM92 129V128H91ZM90 129V130H91ZM120 129L122 130V128L120 127ZM130 129V128H129ZM132 129V128H131ZM138 129H140V128H138ZM142 129V128H141ZM152 129V128H151ZM203 129V128H202ZM215 129H217V127L215 126ZM220 129V128H219ZM99 130V129H98ZM97 130V131H98ZM102 130H104V129H102ZM101 130V131H102ZM113 130H115V129H113ZM112 130V131H113ZM127 130V129H126ZM135 130V129H134ZM143 130V129H142ZM145 130V129H144ZM156 130V129H155ZM160 130V129H159ZM165 130V129H164ZM167 130V129H166ZM175 130V129H174ZM197 130V129H196ZM195 130V131H196ZM8 131V130H7ZM9 131H10V129H9ZM17 131V130H16ZM106 131H108V129L106 130ZM111 131V132H112ZM129 131V130H128ZM139 131V130H138ZM167 131H169V130H167ZM187 131V130H186ZM192 131V130H191ZM190 131V132H191ZM225 131H222V133L224 132V134H226L225 133ZM99 132V131H98ZM109 132V131H108ZM117 132H118V130H117ZM133 132V131H132ZM145 133L147 132V131H144ZM153 132H154V130H153ZM176 132V131H175ZM182 132V131H181ZM180 132V133H181ZM9 133V132H8ZM14 133V132H13ZM110 133V132H109ZM127 133V132H126ZM131 133V132H130ZM149 133V132H148ZM152 133V132H151ZM167 133V132H166ZM172 133V132H171ZM18 134V133H17ZM108 134V133H107ZM118 134H119V132H118ZM118 134H116V136L118 135ZM125 134V133H124ZM157 134V133H156ZM167 134H169V133H167ZM173 134V133H172ZM182 134V133H181ZM190 134V133H189ZM197 134V133H196ZM109 135V134H108ZM120 135V134H119ZM118 135V136H119ZM123 135V134H122ZM129 135V134H128ZM145 135V134H144ZM111 136H114V135H111ZM175 136V135H174ZM187 136V135H186ZM195 136H197V135H195ZM226 136V135H225ZM13 137V136H12ZM124 137H125V135H124ZM123 137V138H124ZM148 137V136H147ZM171 137L173 138V136L171 135ZM189 137V136H188ZM193 137V136H192ZM192 137H191V139H192ZM223 137H224V135H223ZM8 138V137H7ZM133 138V137H132ZM137 138V137H136ZM171 138V139H172ZM175 138V137H174ZM187 138V137H186ZM4 139V138H3ZM10 139V138H9ZM92 139V138H91ZM113 139H115V137L113 138ZM138 139H139V137H138ZM190 139V138H189ZM229 139V138H228ZM16 140V139H15ZM116 140V139H115ZM118 140V139H117ZM120 140V139H119ZM137 140V139H136ZM149 140V139H148ZM151 140V139H150ZM157 140H158V138H157ZM174 140V139H173ZM193 140V139H192ZM26 141V140H25ZM122 141V140H121ZM143 141H144V139H143ZM181 141V140H180ZM225 141H227V139L225 140ZM229 141V140H228ZM227 141V142H228ZM2 142V141H1ZM9 142V141H8ZM57 142V141H56ZM119 142V141H118ZM137 142V141H136ZM149 142V141H148ZM162 142V141H161ZM163 142H165V141H163ZM215 142V141H214ZM231 142V141H230ZM230 142H228V144L230 143ZM24 143V142H23ZM26 143V142H25ZM121 143V142H120ZM140 143V142H139ZM138 143V144H139ZM156 143V142H155ZM166 143V142H165ZM206 143V142H205ZM218 143V142H217ZM223 143H225L224 141H223ZM7 144V143H6ZM13 144V143H12ZM19 144V143H18ZM17 144V145H18ZM132 144V143H131ZM136 144V143H135ZM141 144H143V143H141ZM148 144V143H147ZM152 144V143H151ZM163 144V143H162ZM201 144V143H200ZM203 144V143H202ZM225 144H227V143H225ZM238 144V143H237ZM10 145V144H9ZM21 145V144H20ZM120 145V144H119ZM157 145V144H156ZM159 145V144H158ZM198 145V144H197ZM206 145V144H205ZM231 145V144H230ZM229 145V146H230ZM248 145H250V146H248ZM15 146V145H14ZM29 146L31 147V145L29 144ZM112 146V145H111ZM126 146V145H125ZM131 146V145H130ZM129 146V147H130ZM133 146V145H132ZM212 146V145H211ZM219 146V145H218ZM225 146V145H224ZM228 145H226V147H229ZM232 146H234V144L232 145ZM21 147V146H20ZM35 147V146H34ZM38 147V146H37ZM57 147H58V145H57ZM116 147V146H115ZM138 147V146H137ZM140 147V146H139ZM148 147V146H147ZM153 146H151V147H149V148H152ZM171 147V146H170ZM193 147V146H192ZM210 147V146H209ZM231 147V146H230ZM235 147V146H234ZM241 147V146H240ZM6 148V147H5ZM22 150H23V152L24 153H26L27 151H26V149H28L29 150V148H27V143L24 145H22ZM21 148L19 149V146L17 147V149L16 150H21ZM100 148V147H99ZM98 148V149H99ZM110 148V147H109ZM108 148V149H109ZM121 148V147H120ZM142 148H143V145H142ZM160 148V147H159ZM199 148V147H198ZM246 148V149H247ZM14 149V148H13ZM119 149V148H118ZM118 149H116V150H118ZM122 150H123V148H121ZM129 149V148H128ZM131 149V148H130ZM158 149V148H157ZM182 149H184V148H182ZM190 149H193V148H190ZM230 149V148H229ZM233 149V148H232ZM231 149V150H232ZM238 148H236V150H237ZM243 148H240V150H242ZM245 149V148H244ZM47 150V149H46ZM121 150V152H123ZM165 150V149H164ZM199 150V149H198ZM202 150H205V149H202ZM223 150V149H222ZM227 150H228V148H227ZM11 151H12V148H11ZM14 151V150H13ZM35 151V150H34ZM92 151V150H91ZM108 151V150H107ZM137 151V150H136ZM148 151V150H147ZM152 151V150H151ZM154 151H155V149H154ZM172 151V150H171ZM189 151V150H188ZM247 151V150H246ZM249 151H250V149H249ZM6 152V151H5ZM18 152V151H17ZM21 152V151H20ZM29 152V151H28ZM27 152V153H28ZM30 152H32V151H30ZM47 152H48V150H47ZM112 152V151H111ZM114 152V151H113ZM118 152V151H117ZM140 152V151H139ZM138 152V153H139ZM143 152V151H142ZM141 152V153H142ZM174 152V151H173ZM231 152V151H230ZM232 152H233V150H232ZM238 153H239V151H237ZM242 152V151H241ZM251 152V151H250ZM253 152V151H252ZM110 153V152H109ZM108 153V154H109ZM132 153V152H131ZM136 153V152H135ZM140 153V154H141ZM144 153V152H143ZM147 153V152H146ZM161 153V152H160ZM177 153H179V152H177ZM202 153V152H201ZM221 153V152H220ZM223 153V152H222ZM248 153V152H247ZM7 154V153H6ZM20 154V153H19ZM34 154V153H33ZM41 154V153H40ZM46 154V153H45ZM128 154V153H127ZM139 154V155H140ZM175 154V153H174ZM232 154V153H231ZM245 153L243 152V154L242 155H244ZM8 155V154H7ZM6 155V156H7ZM35 155H36V157L37 158H39L41 155H39V153L37 154V152L35 151ZM52 155V154H51ZM61 155V154H60ZM123 155V154H122ZM143 155V154H142ZM161 155V154H160ZM163 155V154H162ZM170 155H172V154H170ZM186 155V154H185ZM205 155V154H204ZM214 155V154H213ZM225 155V154H224ZM233 155H234V153H233ZM241 155V154H240ZM248 155V154H247ZM253 154H251V156H252ZM15 156V155H14ZM20 156V155H19ZM130 156V155H129ZM155 156V155H154ZM200 156V155H199ZM220 156V155H219ZM221 156H222V154H221ZM227 156V155H226ZM236 156H239L238 154L236 155ZM248 156H250V155H248ZM250 156V157H251ZM256 157L257 158V156H256V154L255 155H253L252 157ZM31 157V156H30ZM42 157V156H41ZM72 157V156H71ZM106 157H108V156H106ZM111 157V156H110ZM132 157V156H131ZM134 157H136V155L134 156ZM142 157V156H141ZM147 157V156H146ZM145 157V158H146ZM166 157V156H165ZM189 157V156H188ZM195 157V156H194ZM230 157H231V155H230ZM235 157V156H234ZM233 156H232V158H234ZM245 157H247L246 155H245ZM245 157H244V159H245ZM251 157V158H252ZM255 157H254V159H255ZM8 158V157H7ZM33 158V157H32ZM120 158H122V157H120ZM161 158V157H160ZM171 158V157H170ZM196 158V157H195ZM219 158V157H218ZM240 158V157H239ZM239 158H238V161H240L239 160ZM248 158V157H247ZM246 158V159H247ZM34 159H35V157H34ZM108 159H110V158H108ZM113 159V158H112ZM111 159V160H112ZM164 159V158H163ZM223 159V158H222ZM17 160V159H16ZM22 160V159H21ZM24 160V159H23ZM31 160V159H30ZM116 160V159H115ZM130 160V159H129ZM172 160V159H171ZM170 160V161H171ZM232 160V159H231ZM230 160V161H231ZM235 160V159H234ZM256 160V159H255ZM255 160H253V159H251V160H249V161H255ZM260 160H258V162L260 161ZM36 161V160H35ZM123 161V160H122ZM125 161H128V160H126V158H125ZM130 161H132V160H130ZM173 161V160H172ZM178 161V160H177ZM182 161V160H181ZM185 161V160H184ZM195 161V160H194ZM216 161V160H215ZM29 162V161H28ZM39 162V161H38ZM44 162V161H43ZM111 162V161H110ZM121 162V161H120ZM175 162V161H174ZM209 162H210V160H209ZM208 162V163H209ZM223 162V161H222ZM227 162H228V160H227ZM233 162V161H232ZM235 162V161H234ZM248 162V161H247ZM247 162H245V164L244 165H251L250 164V162L247 164ZM257 162V165L258 166H260V164ZM22 163V162H21ZM35 163V162H34ZM125 163V162H124ZM128 163H129V161H128ZM137 163V162H136ZM145 163V162H144ZM158 163V162H157ZM162 163V162H161ZM178 163V162H177ZM176 163V164H177ZM180 163V162H179ZM178 163V164H179ZM197 163V162H196ZM207 163V164H208ZM214 163V162H213ZM213 163H211V164H213ZM231 163V162H230ZM110 164V163H109ZM126 164V163H125ZM138 164V163H137ZM136 164V165H137ZM152 164V163H151ZM177 164V165H178ZM190 164H193L192 162L191 163H189L188 165H190ZM210 164V165H211ZM221 164V163H220ZM226 164V163H225ZM238 163H236V165H237ZM262 164V163H261ZM24 165V164H23ZM36 165V164H35ZM139 165H141V164H139ZM159 165V164H158ZM180 165H181V163H180ZM126 166V165H125ZM128 166H129V164H128ZM131 166V165H130ZM147 166V165H146ZM172 166V165H171ZM182 166H184V165H182ZM202 166H204V165H202ZM205 166H206V164H205ZM217 166V165H216ZM221 166V165H220ZM238 166V165H237ZM236 166V169L238 168ZM12 167V166H11ZM44 167V166H43ZM50 167V166H49ZM133 167H135V166H133ZM162 167V166H161ZM163 167H165V166H163ZM168 167V166H167ZM197 167V166H196ZM207 167V166H206ZM227 167H229V166H227ZM231 167H233V166H231ZM240 167V166H239ZM245 167H247V166H245ZM254 167H257L256 166V164H255V166ZM139 169H140V166L138 167ZM143 168V167H142ZM151 168H152V166H151ZM172 168V167H171ZM177 168H178V166H177ZM234 168L235 167H233V170H234ZM240 168H242V167H240ZM243 168H244V166H243ZM262 168H264V166L262 167ZM262 168H260L261 170H262ZM20 169V168H19ZM24 169V168H23ZM28 169H29V167H28ZM133 169V168H132ZM144 169V168H143ZM154 169V168H153ZM152 169V170H153ZM175 169V168H174ZM184 169V168H183ZM182 169V170H183ZM187 169V168H186ZM197 169H198V167H197ZM202 169V168H201ZM224 169V168H223ZM226 169V168H225ZM229 169H231V168H229ZM228 169V170H229ZM245 169V168H244ZM257 168H255V170H256ZM17 170V169H16ZM112 170V169H111ZM124 170V169H123ZM130 170V169H129ZM134 170V169H133ZM136 170H137V168H136ZM176 170V169H175ZM180 170V169H179ZM240 170V169H239ZM242 170V169H241ZM251 171L253 170V169H250ZM29 171V170H28ZM27 171V172H28ZM64 171V170H63ZM86 171V170H85ZM116 171V170H115ZM131 171V170H130ZM166 171V170H165ZM181 171V170H180ZM196 171H198V170H195V173H196ZM200 171V170H199ZM217 172H218V170H216ZM230 171H232V170H230ZM254 171V170H253ZM259 172V170H256V171H254V173L255 172ZM34 172V171H33ZM35 172H36V170H35ZM191 172V171H190ZM189 172V173H190ZM235 172H236V170H235ZM234 172V173H235ZM238 172V171H237ZM240 172L241 171H239L238 173L240 174ZM242 172H243V170H242ZM246 172V171H245ZM263 172V171H262ZM150 173V172H149ZM171 173V172H170ZM180 173V172H179ZM182 173V172H181ZM212 173H214V172H212V168L210 169V168H203L202 170H201V173L199 174L198 172L196 173V174H199V175H203V177H201V179H202V182L203 183H205L204 181H206L207 182V179L206 178H209V177H211V174ZM216 173V172H215ZM224 172H223V170H222V174H223ZM248 173V172H247ZM246 173V174H247ZM253 173V172H252ZM251 173V175H253ZM19 174V173H18ZM37 174V173H36ZM137 174V173H136ZM139 174H140V172H139ZM169 174V173H168ZM217 174H219V173H217ZM242 174V173H241ZM240 174V175H241ZM245 174V173H244ZM257 174V173H256ZM255 174V175H256ZM24 175H27V174H24ZM32 175V174H31ZM167 175V174H166ZM173 175H174V173H173ZM191 175V174H190ZM198 175V176H199ZM214 175V174H213ZM225 175V174H224ZM12 176V175H11ZM139 176V175H138ZM138 176H136V177H138ZM179 176H181V175H179ZM186 176H187V174H186ZM215 176H216V174H215ZM246 176V175H245ZM262 176V175H261ZM261 176H259V177H261ZM24 177H26V176H24ZM23 177V178H24ZM45 177V176H44ZM93 177V176H92ZM102 177V176H101ZM132 177H133V175H132ZM143 177V176H142ZM146 177V176H145ZM151 177V176H150ZM225 177V176H224ZM248 177V176H247ZM247 177H240V180H241V178H246V180H248V178ZM28 178L30 179L31 177H29L28 176ZM47 178H49V177H47ZM60 178V177H59ZM144 178V177H143ZM153 178V177H152ZM226 178V177H225ZM239 178V177H238ZM252 178H253V176H252ZM255 178V177H254ZM253 178V179H254ZM256 178H257V175H256ZM262 178V177H261ZM11 179V178H10ZM22 179V178H21ZM25 179V178H24ZM31 179H33V178H31ZM42 179V178H41ZM46 179V178H45ZM100 179V178H99ZM105 179V178H104ZM135 179V178H134ZM151 179V178H150ZM156 179V178H155ZM200 179V177H199V181L201 180ZM211 179V178H210ZM232 179V178H231ZM242 179V180H243ZM18 180V179H17ZM20 180V179H19ZM39 180H40V178H39ZM44 180V179H43ZM47 180V179H46ZM45 180V181H46ZM51 180V179H50ZM137 180H140V179H137ZM173 180V179H172ZM189 180V179H188ZM230 180V179H229ZM260 180V179H259ZM258 180V181H259ZM264 180V179H263ZM24 181V180H23ZM33 181V180H32ZM37 181V180H36ZM36 181H33V182H36ZM42 181V180H41ZM52 181V180H51ZM99 181V180H98ZM120 181V180H119ZM121 181H122V179H121ZM151 181H152V179H151ZM154 181V180H153ZM156 181V180H155ZM164 181V180H163ZM168 181V180H167ZM191 180H189V182H190ZM233 181V180H232ZM235 181V180H234ZM257 181V182H258ZM14 182V181H13ZM32 182V183H33ZM38 182H40V181H38ZM44 182V181H43ZM60 182H62V181H60ZM84 182V181H83ZM92 182V181H91ZM105 182H106V180H105ZM124 182V181H123ZM126 182V181H125ZM137 181H135V183H136ZM157 182V181H156ZM179 181H177V183H178ZM185 182V181H184ZM187 183H188V181H186ZM193 182V181H192ZM226 182V181H225ZM238 182V184H239V182H241V181H237ZM254 182V181H253ZM256 182V183H257ZM260 182V181H259ZM262 182V181H261ZM16 183V182H15ZM21 183V184H20ZM42 183V182H41ZM46 183L48 184V183H50L51 184V182H48V181H46ZM57 183V182H56ZM65 183H67V182H65ZM94 184H95V182H93ZM99 183H101V182H99ZM115 183V182H114ZM165 183V182H164ZM167 183V182H166ZM182 183V182H181ZM208 183V182H207ZM211 183V182H210ZM213 183V182H212ZM232 183V182H231ZM244 183V182H243ZM247 183V182H246ZM255 183V182H254ZM19 184H20V188H24V187H22L21 185H22V182H19ZM18 184V185H19ZM28 184V183H27ZM35 184V183H34ZM33 184V185H34ZM39 184V183H38ZM43 185H45L44 183H42ZM92 184V183H91ZM90 184V185H91ZM144 184V183H143ZM152 184V183H151ZM156 184V183H155ZM192 184V183H191ZM219 184H220V182H219ZM234 184H236V183H234ZM237 184V185H238ZM248 184V183H247ZM247 184H245V185H247ZM32 185V184H31ZM36 185V184H35ZM34 185V186H35ZM53 185V184H52ZM56 185V184H55ZM58 185V184H57ZM65 185V184H64ZM127 185V184H126ZM137 185V184H136ZM141 185V184H140ZM145 185V184H144ZM148 185V184H147ZM147 185H146V187H147ZM154 185V184H153ZM183 185V184H182ZM189 185H190V183H189ZM194 184H192L191 185V187L193 186ZM204 185H206V183L204 184ZM208 185V184H207ZM206 185V186H207ZM215 185V184H214ZM218 185V184H217ZM221 185V184H220ZM240 185H241V183H240ZM255 185V184H254ZM258 185V184H257ZM262 185V184H261ZM260 185V186H261ZM42 186V185H41ZM66 186V185H65ZM121 186V185H120ZM123 186V185H122ZM184 186H185V184H184ZM211 186H212V184H211ZM230 186V185H229ZM236 186V185H235ZM249 186V185H248ZM247 186V187H248ZM259 186V187H260ZM263 186V185H262ZM36 187V186H35ZM43 187V186H42ZM41 187V188H42ZM60 187H61V185H60ZM75 187V186H74ZM141 187H143V186H141ZM156 187V186H155ZM183 187V186H182ZM189 187V186H188ZM216 187V186H215ZM238 187V186H237ZM243 187V189H244V186H242ZM249 187H251V186H249ZM258 187V186H257ZM19 188V187H18ZM33 188V187H32ZM45 188V187H44ZM48 188H49V185H48ZM51 188V187H50ZM64 188V187H63ZM108 188V187H107ZM136 188H139V187H137L136 186ZM148 188V187H147ZM166 188V187H165ZM186 188H187V186H186ZM214 188V187H213ZM232 188V187H231ZM251 188H253V187H251ZM140 189V188H139ZM153 189V188H152ZM168 189V188H167ZM212 189V188H211ZM211 189H210V191H211ZM230 189V188H229ZM234 189H235V187H234ZM247 189H249V188H247ZM18 190V189H17ZM48 190V189H47ZM52 190V189H51ZM75 190V189H74ZM112 190V189H111ZM170 190V189H169ZM183 190V189H182ZM188 190V189H187ZM186 190V191H187ZM193 190V189H192ZM196 190V189H195ZM213 190H216V189H213ZM226 190V189H225ZM237 190H238V188H237ZM240 190H242L241 188L239 189V191ZM251 190V189H250ZM255 190H258V189H254L253 188V191H255ZM23 191V190H22ZM26 191V190H25ZM58 191H59V188H58ZM106 191V190H105ZM142 191V190H141ZM159 191V190H158ZM160 191H163V190H161L160 189ZM180 191V190H179ZM179 191H177V193L179 192ZM198 190H196L195 191V193L197 192ZM218 191H220L219 189H218ZM217 191V192H218ZM238 191V192H239ZM261 191V190H260ZM138 192H139V190H138ZM144 192V191H143ZM150 192V191H149ZM180 192H182V191H180ZM179 192V193H180ZM194 192V191H193ZM200 192V191H199ZM198 192V194L200 195V193ZM217 192H215V193H217ZM231 192V191H230ZM238 192H234V193H238ZM252 192V191H251ZM251 192H249V193H251ZM258 192V195H260L259 194V191H257ZM256 192V193H257ZM262 192H263V190H262ZM261 192V193H262ZM23 193H25L24 191H23ZM43 193V192H42ZM62 193V192H61ZM107 193V192H106ZM115 193V192H114ZM184 193V192H183ZM182 193V194H183ZM187 193H189V192H187ZM190 193H191V191H190ZM194 193V194H195ZM203 193V192H202ZM208 193V192H207ZM211 193V192H210ZM220 193H222L221 191H220ZM226 193H227V190H226ZM241 193V192H240ZM239 193V194H240ZM244 193V192H243ZM246 193V192H245ZM26 194V193H25ZM29 194V193H28ZM27 194V195H28ZM116 194V193H115ZM118 194V193H117ZM120 194H123V193H120ZM128 194V193H127ZM157 194H158V192H157ZM162 194V193H161ZM160 194V195H161ZM164 194V193H163ZM223 194H224V191H223ZM252 194H254V192L252 193ZM148 195H150V194H148ZM180 195V194H179ZM185 195H187V194H185ZM193 195V194H192ZM205 195H207V194H205ZM205 195H203V196H205ZM216 195V194H215ZM241 195H243L242 193H241ZM246 195V194H245ZM257 195V194H256ZM257 195V197H260L261 196V198H262V196H263V193H262V195H260V196H258ZM24 196V195H23ZM43 196V195H42ZM117 196V195H116ZM152 196V195H151ZM156 196H158V195H156ZM164 196H165V194H164ZM175 196V195H174ZM173 196V197H174ZM182 196H184V194L182 195ZM194 196V195H193ZM198 196V195H197ZM201 196H202V194H201ZM211 196V195H210ZM210 196H209V198H210ZM230 196V195H229ZM240 196V195H239ZM48 196H46L45 198H47ZM50 197H53L52 195L50 196ZM112 197H113V193H112ZM118 197H120L121 198V196H119L118 195ZM117 197V198H118ZM177 197V195L175 196V198ZM179 197V196H178ZM190 197V196H189ZM198 197H200V196H198ZM208 196H206V198H207ZM220 197H223V196H220ZM241 197V196H240ZM40 198H41V196H40ZM55 198V197H54ZM114 198V197H113ZM123 198V197H122ZM158 198V197H157ZM170 198V197H169ZM168 198V196H167V199H169ZM184 198V197H183ZM197 198V197H196ZM196 198H195V200H196ZM205 198V197H204ZM203 198V199H204ZM209 198H207V200L209 199ZM214 198V197H213ZM227 198V197H226ZM233 199H234V197H232ZM248 198V197H247ZM247 198H244L246 201H251L252 202V200L251 199H249V200H247ZM253 198V197H252ZM133 199V198H132ZM159 199H161V196H160V198ZM158 199V200H159ZM167 199H166V201L165 202H167ZM174 199V198H173ZM172 199V200H173ZM182 199V198H181ZM197 199H199V198H197ZM215 199H217L216 198V196H215ZM219 199V198H218ZM217 199V200H218ZM223 199V198H222ZM239 200V198H236V200ZM244 199H241V201L242 202H244V203H246V201H243ZM263 199V198H262ZM31 200H33L32 198H31ZM45 200V199H44ZM51 200V199H50ZM74 200V199H73ZM72 200V201H73ZM111 200V199H110ZM131 200V199H130ZM142 200H143V198H142ZM151 200V199H150ZM170 200V199H169ZM177 200V199H176ZM194 200V201H195ZM202 200V199H201ZM213 199L211 198V200L210 201H212ZM225 200V199H224ZM230 200V199H229ZM232 200V199H231ZM235 200V201H236ZM258 200H260V198L258 199ZM257 200V201H258ZM26 201V200H25ZM28 201V200H27ZM46 201V200H45ZM48 201V200H47ZM113 201V200H112ZM122 201V200H121ZM132 201V200H131ZM163 201H164V198H163ZM162 201V202H163ZM173 201H175V200H173ZM178 201V200H177ZM197 201V200H196ZM206 201V200H205ZM213 201H216V200H213ZM213 201H212V203H213ZM220 201H221V199H220ZM219 201V202H220ZM255 201V200H254ZM261 201H263V200H261ZM58 201H56L55 203L56 204H58L57 203ZM86 202V201H85ZM120 202V201H119ZM132 202H134V201H132ZM154 202H156V201H154ZM159 202V201H158ZM161 202V201H160ZM159 202V203H160ZM182 202V201H181ZM186 202V201H185ZM199 202V201H198ZM202 202V201H201ZM222 202H223V200H222ZM226 202H227V200H226ZM232 202H233V200H232ZM232 202L230 201V203L232 204ZM242 202H240L239 203V205L242 203ZM258 202H260V201H258ZM23 203V202H22ZM21 203V204H22ZM40 203V202H39ZM38 203V204H39ZM42 203V202H41ZM76 203V202H75ZM179 203V202H178ZM187 204L189 203L188 201L186 202ZM193 203V202H192ZM203 203H204V201H203ZM203 203H201V204H203ZM227 203H229V201L227 202ZM237 203V206H239L238 205V201L236 202ZM256 203V202H255ZM52 204H54V200L52 201ZM56 204H54V208L56 209V208H58V207H60L59 206V204H58V207H55V205ZM105 204H106V202H105ZM167 204H169V202L167 203ZM176 204V203H175ZM181 204V203H180ZM209 204H211V203H209ZM216 204V203H215ZM224 204V203H223ZM223 204L221 205V208L223 207ZM243 204V203H242ZM241 204V205H242ZM258 204V203H257ZM264 204V203H263ZM10 205V204H9ZM26 205V204H25ZM44 205V204H43ZM42 205V206H43ZM142 205V204H141ZM164 205V204H163ZM182 205V204H181ZM190 206H191V204H189ZM207 205V204H206ZM217 206H219L218 205V201H217V204H216ZM227 205H229V204H227ZM233 205H235L236 206V204H234L233 203ZM245 205V204H244ZM244 205H242V206H244ZM250 205H252L253 207H254V205H256V204H251L250 203ZM45 206V205H44ZM51 206V205H50ZM57 206V205H56ZM76 206V205H75ZM165 206V205H164ZM171 206V205H170ZM195 205H193V207H194ZM198 206V205H197ZM201 206V205H200ZM210 206V205H209ZM226 206V205H225ZM234 206V207H235ZM249 206V205H248ZM257 206H259V205H257ZM52 207H53V205H52ZM88 207V206H87ZM123 207V206H122ZM173 207H175V206H173ZM193 207H191V208H193ZM202 207V206H201ZM208 207V206H207ZM228 207H230V206H227V208ZM233 207V206H232ZM245 207V206H244ZM243 207V208H244ZM250 207V209H252V207L251 206H249ZM263 207V206H262ZM33 208V207H32ZM53 208V211L54 212H56L57 210H55ZM61 208V207H60ZM75 208V207H74ZM124 208V207H123ZM122 208V209H123ZM167 208H168V206H167ZM176 208V207H175ZM186 208H188V207H184V208H179L178 207V209H179V211H180V214H178L177 215V218L176 219H178V217H179V219L181 218V219H187L188 217H189V215H190V211L188 212V209L186 210ZM196 208V207H195ZM202 208H204V207H202ZM205 208H206V206H205ZM210 208H212V206L211 207H209V209ZM217 208V207H216ZM220 208V209H221ZM226 208V209H227ZM239 208V207H238ZM240 208H242L241 206H240ZM242 208V209H243ZM248 208V207H247ZM254 208H257V207H254ZM253 208V210H255ZM260 208V207H259ZM79 209V208H78ZM121 209V208H120ZM127 209V208H126ZM129 209V208H128ZM134 209V208H133ZM139 209V208H138ZM142 209V208H141ZM146 209H148V208H146ZM208 209V208H207ZM230 209V208H229ZM228 209V211H230ZM237 209V208H236ZM235 209V210H236ZM250 209H249V211H250ZM258 209V208H257ZM256 209V210H257ZM261 210L263 209V208H260ZM70 210V209H69ZM68 210V211H69ZM84 210V209H83ZM131 210H132V208H131ZM140 210V209H139ZM145 210V209H144ZM166 210H168V209H164V213H166L165 211ZM170 210H172V211H176V210H174V208H172L171 207V209ZM197 210V209H196ZM204 210V209H203ZM213 210V209H212ZM241 210V209H240ZM247 210V209H246ZM255 210V211H256ZM36 211V210H35ZM45 211V210H44ZM64 211V210H63ZM119 211V210H118ZM133 211V210H132ZM136 211H137V209H136ZM142 211H143V209H142ZM147 211H150V210H147ZM152 211V210H151ZM155 210H153L152 211V213H155L154 212ZM158 211V210H157ZM159 211H161V210H159ZM158 211V212H159ZM178 211V210H177ZM182 211V212H181ZM201 211V210H200ZM219 210H217V212H218ZM233 211V210H232ZM258 211H259V209H258ZM25 212V211H24ZM23 212V213H24ZM122 212V211H121ZM120 212V213H121ZM125 212V211H124ZM128 212H129V210H128ZM138 212V211H137ZM144 212V211H143ZM158 212L156 213V214H158ZM171 211H169V213H170ZM222 211H220V213H221ZM227 212V211H226ZM226 212H224L223 211V213L225 214ZM235 212V211H234ZM237 212V211H236ZM239 212V211H238ZM261 212V211H260ZM32 213V212H31ZM69 213V212H68ZM134 213V212H133ZM141 213V212H140ZM147 213V212H146ZM162 213V212H161ZM160 213V215H163V214H161ZM178 213V212H177ZM192 213V212H191ZM228 213V212H227ZM230 213H233V212H231L230 211ZM230 213H228V215L230 214ZM244 213H245V211H244ZM255 213V212H254ZM42 214H44V213H42ZM53 214H55V213H53ZM53 214H51V213H49L48 211H46V217H48V219H56V221H58L59 222V220H61V217H59V216H57V215H55V217H54V215ZM62 214V213H61ZM78 214V213H77ZM129 214H130V212H129ZM132 214V213H131ZM130 214V215H131ZM145 214V213H144ZM166 214H168V213H166ZM165 214V215H166ZM202 214V213H201ZM212 214V213H211ZM215 214H216V212H215ZM219 214V213H218ZM217 214V215H218ZM246 214H247V212H246ZM249 214V213H248ZM257 214H258V212H257ZM264 214V213H263ZM20 215V214H19ZM27 215V214H26ZM90 215V214H89ZM124 215V214H123ZM139 215V214H138ZM147 215V214H146ZM165 215H164V219H165ZM172 215H174V214H172L171 213V215L170 214H168L167 216L169 217V216H172ZM193 215V214H192ZM217 215L214 217V218H216L217 217ZM222 215V214H221ZM239 215H241L242 216V214H241V212H240V214ZM252 215V214H251ZM259 215V214H258ZM22 216V215H21ZM20 216V217H21ZM63 216V215H62ZM73 216V215H72ZM78 216V215H77ZM133 216H135L134 214L132 215V218H133ZM140 216V215H139ZM147 216H149V215H147ZM157 216V215H156ZM175 216V215H174ZM209 216V214H208V212H207V216H206V218ZM212 215H210V217H211ZM224 216V215H223ZM237 216V215H236ZM249 216H250V214H249ZM253 216V215H252ZM263 216L264 215H262V218H263ZM74 217V216H73ZM128 217V216H127ZM151 217H154V215L153 216H151ZM160 217V216H159ZM162 218H163V216H161ZM192 217V216H191ZM199 217H200V215H199ZM210 217L209 218H207V219H210ZM227 217V216H226ZM230 217H232L231 215H230ZM246 217V216H245ZM251 217V216H250ZM253 217H257V216H253ZM69 218V217H68ZM136 218H137V216H136ZM167 218V217H166ZM174 218V217H173ZM206 218H204L205 220H206ZM214 218H212V219H214ZM219 218V217H218ZM234 218V217H233ZM258 218V217H257ZM256 218V219H257ZM120 219H122V216H121V218ZM142 219V218H141ZM145 219H146V217H145ZM148 219V218H147ZM159 219V218H158ZM169 219H170V217H169ZM175 219V220H176ZM178 219V220H179ZM200 219V218H199ZM211 219V220H212ZM217 219V218H216ZM215 219V220H216ZM236 219V218H235ZM244 219V218H243ZM249 219V218H248ZM247 218H246V220H248ZM255 219V220H256ZM66 220V219H65ZM98 220V219H97ZM136 220V219H135ZM153 220H154V218H153ZM192 220V219H191ZM190 220V221H191ZM194 220V223L196 222V220L195 219H193ZM201 220V219H200ZM210 220V221H211ZM227 220H229V218H227ZM251 220V219H250ZM250 220H248L249 222H250ZM259 220L261 221V219L260 218H258V222H259ZM47 221V220H46ZM51 221V220H50ZM125 222H126V220H124ZM159 221H161L160 219H159ZM167 221V220H166ZM165 221V222H166ZM169 221V220H168ZM173 222H174V220H172ZM180 221V220H179ZM183 221V220H182ZM214 221V220H213ZM213 221H212V224H213ZM219 221H220V219H219ZM223 221V220H222ZM240 221H242V220H240ZM107 222V221H106ZM130 222V221H129ZM151 222H152V220H151ZM156 222H157V220H156ZM164 222V221H163ZM164 222V223H165ZM169 222H171V220L169 221ZM183 222H185V221H183ZM182 222V223H183ZM192 222V221H191ZM198 222H199V220H198ZM201 222H203L202 220L200 221V223H199V225H201ZM208 222H209V220H208ZM217 222H218V220H217ZM231 222V221H230ZM234 222V221H233ZM262 222V221H261ZM72 223V222H71ZM77 223V222H76ZM133 223V222H132ZM138 223V222H137ZM158 223V222H157ZM156 223V224H157ZM174 223H176V221L174 222ZM178 223V222H177ZM182 223H180L179 222V224H182ZM188 223V222H187ZM209 223H211V222H209ZM252 224L251 225H253V222H251ZM43 224V223H42ZM155 224V223H154ZM161 224V223H160ZM186 224V223H185ZM196 224H198V223H196ZM224 224H226V223H224ZM245 224H247V222L245 223ZM96 225V224H95ZM109 225V224H108ZM131 225H133L134 227H135V225L134 224H131ZM141 225V224H140ZM163 225V224H162ZM165 225V224H164ZM163 225V226H164ZM168 225V224H167ZM166 225V226H167ZM178 225V224H177ZM183 226H184V224H182ZM188 225V224H187ZM190 225H193V224H190ZM195 225V224H194ZM208 225H210V224H208ZM208 225H206V227L205 228H207L208 229ZM214 225H215V223H214ZM217 225V224H216ZM220 225V224H219ZM221 225H222V223H221ZM250 225V226H251ZM256 226H257V224H255ZM77 226V225H76ZM116 226V225H115ZM148 226V225H147ZM169 226V225H168ZM203 226H205V222L203 223ZM211 226V225H210ZM209 226V227H210ZM218 226V225H217ZM224 226V225H223ZM255 226V227H256ZM262 226V225H261ZM72 227V226H71ZM129 227V226H128ZM165 227V226H164ZM187 227V226H186ZM196 227H197V225H196ZM19 228V227H18ZM37 228V227H36ZM130 228V227H129ZM131 228H132V226H131ZM179 228V227H178ZM183 228V227H182ZM194 228V227H193ZM199 228V227H198ZM197 228V229H198ZM201 228H203V227H201ZM211 228V227H210ZM212 228H214V229H217V228H215V226L214 227H212ZM222 228V227H221ZM234 228V227H233ZM257 228V227H256ZM255 228V229H256ZM137 229V228H136ZM140 229V228H139ZM170 229H171V227H170ZM196 229V228H195ZM226 229V228H225ZM254 229V228H253ZM27 230V229H26ZM133 230H134V228H133ZM138 230V229H137ZM149 230V229H148ZM155 230V229H154ZM164 230V229H163ZM201 230V229H200ZM212 230V229H211ZM210 230V231H211ZM228 230V229H227ZM256 230H258V228L256 229ZM153 231V230H152ZM159 231V230H158ZM157 231V232H158ZM203 231V230H202ZM221 231V230H220ZM230 231V230H229ZM235 231V230H234ZM244 231V230H243ZM260 231V230H259ZM24 232V231H23ZM58 232V231H57ZM84 232V231H83ZM98 232V231H97ZM100 232V231H99ZM154 232V231H153ZM160 232V231H159ZM162 232V231H161ZM163 232H165V231H163ZM168 232V231H167ZM166 232V233H167ZM183 232V231H182ZM198 232V231H197ZM196 232V233H197ZM206 232V231H205ZM213 232V231H212ZM232 232V231H231ZM230 232V233H231ZM172 233V232H171ZM181 233V232H180ZM179 232H178V234H180ZM189 233V232H188ZM199 233H201V232H199ZM206 233H208V232H206ZM205 233V234H206ZM227 233V232H226ZM236 233V232H235ZM66 234V233H65ZM96 234V233H95ZM161 234V233H160ZM159 234V235H160ZM176 234V233H175ZM202 234V233H201ZM237 234V233H236ZM248 234V233H247ZM261 234V233H260ZM54 235V234H53ZM71 235H74V234H71ZM75 235H77V234H75ZM89 235V234H88ZM172 235V234H171ZM196 235V234H195ZM208 235V234H207ZM235 235V234H234ZM256 235V234H255ZM35 236V235H34ZM85 236H86V234H85ZM209 236H210V234H209ZM215 236V235H214ZM213 236V237H214ZM251 236V235H250ZM261 236V235H260ZM22 237V236H21ZM66 237V236H65ZM72 237V236H71ZM88 237V236H87ZM179 237H180V235H179ZM193 237V236H192ZM204 237V236H203ZM242 236H240V238H241ZM24 238V237H23ZM70 238V237H69ZM90 238V237H89ZM105 238V237H104ZM159 238V237H158ZM177 238V237H176ZM175 238V239H176ZM208 238V237H207ZM28 239V238H27ZM74 239V238H73ZM163 239V238H162ZM165 239V238H164ZM163 239V240H164ZM180 238H178V240H179ZM186 239V238H185ZM191 239V238H190ZM196 239V238H195ZM259 239V238H258ZM17 240V239H16ZM24 240V239H23ZM30 240V239H29ZM72 240V239H71ZM208 240V239H207ZM244 240V239H243ZM261 240H263V238L261 239ZM38 241V240H37ZM70 241V240H69ZM74 241V240H73ZM195 241V240H194ZM212 241V240H211ZM36 242V241H35ZM40 242H42V241H40ZM172 242H173V240H172ZM214 242V241H213ZM216 242V241H215ZM71 243V242H70ZM87 243H89V242H87ZM92 243V242H91ZM91 243H89V244H91ZM118 243V242H117ZM177 243V242H176ZM188 243H189V241H188ZM192 243V242H191ZM203 243V242H202ZM230 243V242H229ZM262 243V242H261ZM45 244V243H44ZM43 244V245H44ZM81 244V243H80ZM86 244V243H85ZM84 244V245H85ZM97 244V243H96ZM166 244V243H165ZM174 244V243H173ZM190 244V243H189ZM195 244V243H194ZM199 244V243H198ZM206 244H207V242H206ZM69 245V244H68ZM76 245V244H75ZM77 245H79V244H77ZM76 245V246H77ZM192 245V244H191ZM197 245V244H196ZM195 245V246H196ZM203 245V244H202ZM224 245V244H223ZM166 246V245H165ZM169 246V245H168ZM171 246V245H170ZM179 246V245H178ZM181 246V245H180ZM217 246V245H216ZM219 246V245H218ZM229 246V245H228ZM24 247V246H23ZM37 247V246H36ZM68 247V246H67ZM83 247H85V246H82V248ZM88 247H90V246H88ZM105 247V246H104ZM167 247V246H166ZM175 247H177V246H175ZM75 248V247H74ZM155 248V247H154ZM188 248V247H187ZM191 248L192 249H194L192 246H191ZM251 248H252V246H251ZM259 248H261V247H259ZM38 249H39V247H38ZM179 249H180V247H179ZM192 249H188V251L186 252L187 254L186 255H189L190 257H189V259L185 262L184 261V258H182L181 260H183L182 262H180V260H177L176 262H178V263H183V264H208V262H210L209 261V259H208V257L210 256V255H208V254H205L204 252H196V253H193V251H192ZM199 249V248H198ZM215 249V248H214ZM223 249V248H222ZM258 249V248H257ZM37 250V249H36ZM44 250V249H43ZM177 250H178V248H177ZM189 250H191V251H189ZM205 250V249H204ZM239 250V249H238ZM30 251V250H29ZM40 251V250H39ZM72 251V250H71ZM74 251V250H73ZM78 251V250H77ZM76 251V252H77ZM84 251V250H83ZM174 251V250H173ZM194 251H197V248L196 249H194ZM199 251V250H198ZM202 251V250H201ZM210 251V250H209ZM209 251H208V249H207V251H206V253H209ZM213 251H215V250H213ZM222 251H224V250H222ZM228 250H226V252H227ZM251 251V250H250ZM53 252V251H52ZM67 252H68V250H67ZM66 252V253H67ZM75 252V251H74ZM79 252V251H78ZM77 252V253H78ZM105 252V251H104ZM188 252H191V253H189L188 254ZM210 252H212V250L210 251ZM216 252V251H215ZM229 252H231V251H229ZM228 252V253H229ZM233 252V251H232ZM232 252H231V254H232ZM235 252V251H234ZM233 252V253H234ZM237 252V251H236ZM22 253V252H21ZM45 253V252H44ZM87 253V252H86ZM123 253V252H122ZM121 253V254H122ZM168 253V252H167ZM223 253V252H222ZM243 253H245V252H243ZM70 254H71V252H70ZM69 254V255H70ZM100 254V253H99ZM107 254V253H106ZM177 254V253H176ZM241 254V253H240ZM35 255V254H34ZM42 255V254H41ZM71 255H73V254H71ZM77 255V254H76ZM181 254H179L177 257H181L180 256ZM208 255V256H207ZM235 255V254H234ZM244 255V254H243ZM78 256V255H77ZM103 256V255H102ZM118 256V255H117ZM207 256V257H206ZM34 257V256H33ZM111 257V256H110ZM119 257V256H118ZM122 257V256H121ZM214 257V256H213ZM248 257H250V256H248ZM39 258V257H38ZM44 258V257H43ZM53 258V257H52ZM67 258V257H66ZM77 258V257H76ZM79 258V257H78ZM113 258V257H112ZM117 258V257H116ZM169 258H171L172 259V255H171V257H169ZM218 258V257H217ZM220 258V257H219ZM242 258H245V257H242ZM70 259V258H69ZM111 259V258H110ZM118 259V258H117ZM122 259H123V257H122ZM167 259V258H166ZM177 259V258H176ZM248 259V258H247ZM250 259H252V258H250ZM36 260V259H35ZM90 260V259H89ZM108 260V259H107ZM127 260V259H126ZM236 260H238V259H236ZM243 260V259H242ZM78 261V260H77ZM88 261V260H87ZM109 261V260H108ZM121 261V260H120ZM167 261V260H166ZM221 261V260H220ZM223 261V260H222ZM221 261V262H222ZM226 261H228V260H226ZM245 261H246V259L244 260V262H242V263H245ZM31 262V261H30ZM51 262V261H50ZM79 262V261H78ZM86 262V261H85ZM89 262V261H88ZM106 262V261H105ZM112 262H113V260H112ZM114 262H115V259H114ZM118 262H119V260H118ZM124 262V261H123ZM165 262V261H164ZM171 262V261H170ZM170 262H168V263H170ZM172 262H174V259H172ZM171 262V263H172ZM213 262V261H212ZM212 262H210V263H212ZM215 262V261H214ZM220 262V263H221ZM233 262V261H232ZM247 262H248V260H247ZM246 262V263H247ZM33 263V262H32ZM39 263V262H38ZM132 263V262H131ZM167 263V262H166ZM170 263V264H171ZM217 263V262H216ZM230 263V262H229ZM234 263V262H233ZM237 263H241V262H237ZM241 263V264H242ZM245 263V264H246ZM29 264V263H28ZM52 264V263H51ZM101 264V263H100ZM109 264V263H108ZM114 264H116V263H114ZM130 264V263H129ZM133 264V263H132ZM173 264V263H172ZM177 264V263H176ZM213 264V263H212ZM215 264V263H214ZM224 264V263H223ZM235 264V263H234Z\"/></svg>",
  "mask_w": 264,
  "mask_h": 264
}]
</instances>
